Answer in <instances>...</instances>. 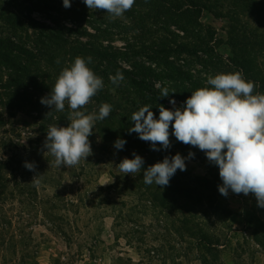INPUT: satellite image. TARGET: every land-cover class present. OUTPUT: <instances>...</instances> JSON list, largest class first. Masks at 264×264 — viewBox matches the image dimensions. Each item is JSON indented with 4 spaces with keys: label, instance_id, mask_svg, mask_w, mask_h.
Returning <instances> with one entry per match:
<instances>
[{
    "label": "rangeland",
    "instance_id": "rangeland-1",
    "mask_svg": "<svg viewBox=\"0 0 264 264\" xmlns=\"http://www.w3.org/2000/svg\"><path fill=\"white\" fill-rule=\"evenodd\" d=\"M38 2L0 0V10L26 11ZM225 4L219 10L227 15L231 10L229 2ZM96 11L102 15L103 10ZM242 20L264 31V12ZM201 21L228 63L233 56L230 19L205 12ZM3 27L0 20V32ZM257 55L264 70V52ZM181 58L179 67L193 79L211 75L201 67L188 68L183 64L188 56ZM166 85L170 90L173 84ZM170 94L169 110L183 105ZM120 97L124 104L118 112L130 120L145 105L159 118L155 104L134 96V104H129L127 94ZM41 118L0 107V264H264V208L251 193L221 195L218 166L197 147L177 141L171 126V147L165 150L157 144L160 151H154L150 142L129 133L134 122L108 133V127L102 129L96 121L89 137L93 155L66 168L57 167L43 147L49 125L55 124L44 130ZM118 138L126 141L122 150L114 147ZM134 152L144 159V169L179 153L186 158V170L178 169L163 188L147 185L143 170L125 175L117 166L124 158H134ZM189 152L194 157L187 158ZM26 162L34 163L35 171L27 169Z\"/></svg>",
    "mask_w": 264,
    "mask_h": 264
},
{
    "label": "trees",
    "instance_id": "trees-1",
    "mask_svg": "<svg viewBox=\"0 0 264 264\" xmlns=\"http://www.w3.org/2000/svg\"><path fill=\"white\" fill-rule=\"evenodd\" d=\"M225 2L231 10L227 15L219 10L227 5ZM71 4L65 8L61 0H39L26 11L0 10L4 24L0 32V107L40 115L44 130L49 124L69 123L67 104L64 111H52L41 98L50 93L60 71L78 56L91 57L88 66L104 82L81 110L98 113L100 105L110 104V115L96 122L100 128L108 127V133L121 132L130 124L128 116L118 112L124 104L123 94L128 95L129 104H134V96L155 104V111H159L160 105L169 109L168 97H159L154 84L167 87L172 83L170 93L174 91L183 105L193 91L207 86L206 77L194 75L193 79L181 70L182 55L188 56L183 61L188 68L201 67V72L212 76L241 72L247 81L255 83L254 94H264V70L257 55L264 52V31L251 29L249 22L242 20L254 13L260 16L264 0H135L131 10L120 17H110L104 10L99 16L83 0ZM34 11L43 18L34 16ZM205 12L230 19L233 56L228 63L213 46V32L202 24ZM116 41L122 46H115ZM118 70L124 80L116 87L109 76ZM186 82L192 87L185 86Z\"/></svg>",
    "mask_w": 264,
    "mask_h": 264
},
{
    "label": "clouds",
    "instance_id": "clouds-1",
    "mask_svg": "<svg viewBox=\"0 0 264 264\" xmlns=\"http://www.w3.org/2000/svg\"><path fill=\"white\" fill-rule=\"evenodd\" d=\"M83 2L88 9L104 10L110 17H120L131 10L135 0ZM63 6L70 8L71 0H63ZM91 61V57H76L60 71L50 93L41 98V103L52 111H64L66 104L71 110L67 127L49 125L43 145L54 157L57 167H73L93 155L89 137L95 122L103 121L112 111L108 103L100 105L98 113L86 114L81 110L104 87L103 79L88 66ZM109 80L119 87L124 76L118 70ZM205 83L207 86L193 91L182 107L169 110L160 105L158 119L152 107H140L131 115L134 126L129 128V133H137L141 140L150 142L154 151H160L157 144L167 150L171 147V126V135L177 141L197 147L210 163L218 166L221 195L227 197L229 190L235 194L251 193L258 206L264 208V94H254L255 83L247 81L241 72L207 75ZM155 86L159 97L169 96L168 87L159 83ZM170 103L175 106L176 101L171 99ZM125 144V140L118 138L114 147L122 150ZM133 157L122 159L117 166L125 175L143 170L147 185L155 183L163 188L169 185L178 169L186 170V158L179 153L171 158L165 156L162 162L146 169L141 156L134 152ZM192 157L194 153L189 152L187 158ZM25 167L35 171L34 163L26 162Z\"/></svg>",
    "mask_w": 264,
    "mask_h": 264
},
{
    "label": "built area",
    "instance_id": "built-area-1",
    "mask_svg": "<svg viewBox=\"0 0 264 264\" xmlns=\"http://www.w3.org/2000/svg\"><path fill=\"white\" fill-rule=\"evenodd\" d=\"M231 193V190H229V194Z\"/></svg>",
    "mask_w": 264,
    "mask_h": 264
}]
</instances>
